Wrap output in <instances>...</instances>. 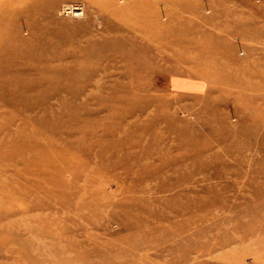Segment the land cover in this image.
Masks as SVG:
<instances>
[{"label":"rangeland","instance_id":"1","mask_svg":"<svg viewBox=\"0 0 264 264\" xmlns=\"http://www.w3.org/2000/svg\"><path fill=\"white\" fill-rule=\"evenodd\" d=\"M0 264H264V0H0Z\"/></svg>","mask_w":264,"mask_h":264},{"label":"bare ground","instance_id":"2","mask_svg":"<svg viewBox=\"0 0 264 264\" xmlns=\"http://www.w3.org/2000/svg\"><path fill=\"white\" fill-rule=\"evenodd\" d=\"M68 12H66L69 15H74L75 17H80L82 15H84V13L82 11H80V9H76V8H72L71 6L67 9Z\"/></svg>","mask_w":264,"mask_h":264},{"label":"built area","instance_id":"3","mask_svg":"<svg viewBox=\"0 0 264 264\" xmlns=\"http://www.w3.org/2000/svg\"><path fill=\"white\" fill-rule=\"evenodd\" d=\"M76 9H80V8H77V7H75ZM80 11H82V10H80Z\"/></svg>","mask_w":264,"mask_h":264}]
</instances>
